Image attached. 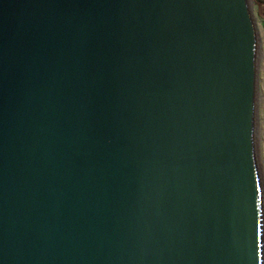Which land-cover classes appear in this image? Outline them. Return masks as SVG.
Masks as SVG:
<instances>
[{
    "label": "water",
    "instance_id": "water-1",
    "mask_svg": "<svg viewBox=\"0 0 264 264\" xmlns=\"http://www.w3.org/2000/svg\"><path fill=\"white\" fill-rule=\"evenodd\" d=\"M250 0H0V264H264Z\"/></svg>",
    "mask_w": 264,
    "mask_h": 264
},
{
    "label": "rangeland",
    "instance_id": "rangeland-1",
    "mask_svg": "<svg viewBox=\"0 0 264 264\" xmlns=\"http://www.w3.org/2000/svg\"><path fill=\"white\" fill-rule=\"evenodd\" d=\"M259 44L257 67V147L264 190V0H250Z\"/></svg>",
    "mask_w": 264,
    "mask_h": 264
}]
</instances>
